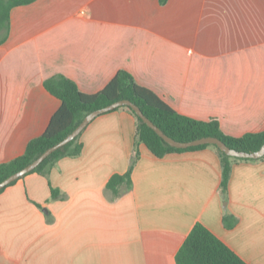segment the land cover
Returning a JSON list of instances; mask_svg holds the SVG:
<instances>
[{
    "label": "crops",
    "instance_id": "obj_1",
    "mask_svg": "<svg viewBox=\"0 0 264 264\" xmlns=\"http://www.w3.org/2000/svg\"><path fill=\"white\" fill-rule=\"evenodd\" d=\"M124 69L177 112L232 136L264 130V0H35L10 11L0 44V163L23 154L60 100L55 74L85 93ZM127 108L97 116L82 150L0 192V264H176L201 222L247 264H264V156L232 164L214 147L156 157ZM139 157L130 190L111 175ZM51 188L63 198H53ZM237 219L232 228L223 216Z\"/></svg>",
    "mask_w": 264,
    "mask_h": 264
},
{
    "label": "trees",
    "instance_id": "obj_2",
    "mask_svg": "<svg viewBox=\"0 0 264 264\" xmlns=\"http://www.w3.org/2000/svg\"><path fill=\"white\" fill-rule=\"evenodd\" d=\"M34 1L0 0V44L7 39L9 34L11 9ZM158 1L161 5H164L168 0ZM44 87L60 100V106L51 116L43 133L27 142L23 154L7 162L0 163V181L24 167L46 148L64 138L87 113L119 99L132 101L165 134L176 140L186 141L211 135L218 137L231 148L247 152L259 149L264 143V130L247 132L241 136H232L221 130L219 121L216 118L200 120L177 112L154 91L138 84L134 77L124 69L118 70L102 89L94 93L82 92L72 79L62 74H55L46 78ZM123 108H127L136 118V141L144 143L156 157H163L171 152L192 151L208 146L214 147L221 162L220 188L224 194L227 191L233 162L237 160H255L230 157L213 145H198L188 148L172 147L144 123L132 109L129 107ZM80 134L50 154L30 173L36 172L47 176L58 159L78 155L82 150V143L79 141ZM138 157L139 152L135 147L127 171L110 176L106 183V192L109 196L114 198L130 190L132 186L131 173ZM15 182L13 181L9 185ZM6 187L2 188L0 192ZM51 196L53 198L64 197L57 188H51ZM236 221L237 219L232 215L223 216V224L226 228H232ZM175 261L176 264H247L201 222H196L192 226L176 252Z\"/></svg>",
    "mask_w": 264,
    "mask_h": 264
},
{
    "label": "water",
    "instance_id": "obj_3",
    "mask_svg": "<svg viewBox=\"0 0 264 264\" xmlns=\"http://www.w3.org/2000/svg\"><path fill=\"white\" fill-rule=\"evenodd\" d=\"M119 107H129L133 110V112L150 128H152L168 145L175 147V148H188L198 145H213L217 147L219 150L224 152L226 155L233 157V158H248V159H258L264 156V143L259 147V149L247 152L242 150H237L227 146L221 139L215 136L207 135L198 138H194L191 140L180 141L176 140L167 134H165L158 126H156L149 118H147L141 109L134 104L129 99H119L114 101L104 107L95 109L87 113L82 120L77 124V126L69 132L64 138H62L57 143L51 145L50 147L46 148L40 155H38L35 159L31 162L26 164L24 167L20 168L19 170L11 173L3 180L0 181V190L13 181L18 180L19 178L25 176L26 174L30 173L34 170L39 164H41L50 154H52L57 149L61 148L62 146L66 145L70 141H72L75 137H77L83 129L89 125L97 116L109 112L111 110L117 109Z\"/></svg>",
    "mask_w": 264,
    "mask_h": 264
}]
</instances>
